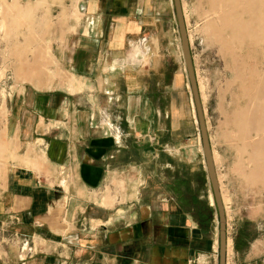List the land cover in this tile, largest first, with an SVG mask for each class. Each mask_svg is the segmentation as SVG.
<instances>
[{"label":"crops","instance_id":"obj_1","mask_svg":"<svg viewBox=\"0 0 264 264\" xmlns=\"http://www.w3.org/2000/svg\"><path fill=\"white\" fill-rule=\"evenodd\" d=\"M73 1L72 17L81 19L67 25V71L82 84L29 87L18 98L20 151L0 216L30 250L26 264H210L218 235L203 186L196 191L202 174L170 138L156 135L159 125L175 123L181 94L162 84L150 90L148 78L157 72L136 65L137 57L156 58L144 31L167 4ZM155 139L159 151L151 147ZM257 259L252 246L242 264H264Z\"/></svg>","mask_w":264,"mask_h":264},{"label":"rangeland","instance_id":"obj_2","mask_svg":"<svg viewBox=\"0 0 264 264\" xmlns=\"http://www.w3.org/2000/svg\"><path fill=\"white\" fill-rule=\"evenodd\" d=\"M163 1L167 4L165 11L159 9L156 15L149 16L148 28L144 31V35L151 37L156 58L150 63V57H137L136 65L140 72H157L148 78L150 90L151 86L162 84L170 93L181 94L174 101L175 123L159 125L156 135L170 138L171 147L181 151L186 164L200 170L202 178L198 175L196 191L199 193L203 186V201L211 204L213 232L218 235L217 211L206 172L174 5L172 0ZM68 2L71 7L67 6ZM180 2L216 177L225 200L222 203L227 236L226 264H242L252 246L257 260L264 261V188L250 184L247 174L252 164L247 151H239L249 140L242 130H236L231 124L232 110L245 104V95L239 90L241 82L251 79L256 93L262 97L261 105H264V24L261 23L263 30L258 33L248 29L256 19L249 14V8H255L257 1ZM259 2L264 10V0ZM75 6L77 3L73 0H0V195L11 165L18 162L20 147L13 123V108L18 107V98L29 87L44 91L67 86L69 90V82L75 78L67 71L65 45L68 32L72 31L67 28L68 22L81 19L78 13L72 17ZM228 24L238 29V33L232 35L221 31L219 39H215L216 30L218 32ZM143 66L146 67L141 69ZM72 82L78 86L82 84L79 79ZM257 103L251 99L246 105L253 110ZM168 128L177 130L179 137L175 133L168 136ZM161 143L155 139L151 143L152 149L161 150ZM186 178L194 185L191 173L187 172ZM12 228L14 225L0 216V264H26L28 256L24 252L30 254V250H23L25 245L21 249L20 237L9 231ZM218 261L217 249L210 264H218Z\"/></svg>","mask_w":264,"mask_h":264},{"label":"bare ground","instance_id":"obj_3","mask_svg":"<svg viewBox=\"0 0 264 264\" xmlns=\"http://www.w3.org/2000/svg\"><path fill=\"white\" fill-rule=\"evenodd\" d=\"M256 1L257 6H255V8H249V14L254 15V18H256L255 24L253 26H249L248 28L253 33H258L263 30V25L261 23L264 24V10L261 9L259 2L260 0ZM250 21H252V18H250ZM90 22L92 21L90 20ZM237 30L238 29L229 24L224 25L219 28L218 32L216 30L215 39H219V33L221 31L229 32L232 35H236L238 33ZM36 62L37 65H40L41 63L39 59H36ZM75 79L76 78H72L70 82L74 81ZM239 90L245 95V104L243 106L235 107L232 110L231 124L236 128V130H242V132H244V134L246 135V138L249 140L247 144H244L242 147L239 148V151H247L248 160L252 164L251 169L247 174V177L251 181L250 184L264 188V136H262L264 134V105H261L262 101H260L262 97L261 95L259 96L260 93H256L255 88L252 86L251 79L241 82ZM251 99L257 100L258 102L256 108L253 110L249 109L247 107L248 105H246ZM220 195L224 203L225 200L222 197L221 191Z\"/></svg>","mask_w":264,"mask_h":264},{"label":"water","instance_id":"obj_4","mask_svg":"<svg viewBox=\"0 0 264 264\" xmlns=\"http://www.w3.org/2000/svg\"><path fill=\"white\" fill-rule=\"evenodd\" d=\"M179 29L181 48L183 54V60L187 71L188 81L190 84L192 99L194 103L195 113L197 122L199 125L200 138L202 143L203 157L206 164V172L212 189V195L216 206L217 217H218V264H226V247H227V236H226V224H225V211L222 203L220 189L216 177L214 168V162L212 157V151L210 148V142L208 138V132L204 119V112L202 109L196 75L194 71L192 56L190 52L189 38L186 30L184 16L182 13L180 0H172Z\"/></svg>","mask_w":264,"mask_h":264},{"label":"built area","instance_id":"obj_5","mask_svg":"<svg viewBox=\"0 0 264 264\" xmlns=\"http://www.w3.org/2000/svg\"><path fill=\"white\" fill-rule=\"evenodd\" d=\"M92 24V22H90V25ZM23 250H25V247H23Z\"/></svg>","mask_w":264,"mask_h":264}]
</instances>
